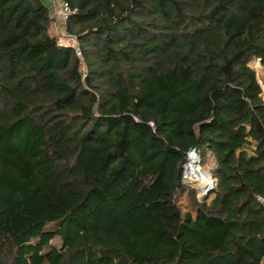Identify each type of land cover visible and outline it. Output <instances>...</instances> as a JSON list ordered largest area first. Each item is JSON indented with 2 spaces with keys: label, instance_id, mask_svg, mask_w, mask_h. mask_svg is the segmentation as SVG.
Wrapping results in <instances>:
<instances>
[{
  "label": "trees",
  "instance_id": "1",
  "mask_svg": "<svg viewBox=\"0 0 264 264\" xmlns=\"http://www.w3.org/2000/svg\"><path fill=\"white\" fill-rule=\"evenodd\" d=\"M60 1L81 59L0 0V264H264V0Z\"/></svg>",
  "mask_w": 264,
  "mask_h": 264
},
{
  "label": "rangeland",
  "instance_id": "2",
  "mask_svg": "<svg viewBox=\"0 0 264 264\" xmlns=\"http://www.w3.org/2000/svg\"><path fill=\"white\" fill-rule=\"evenodd\" d=\"M47 6L49 8V14L51 17L50 18L51 23L49 26L50 35H52L54 38L59 37V36L70 35L66 31V21H64L62 18H60V15H58L57 3L56 4L47 3ZM248 66L255 72L256 79L261 88V96H262V99L264 100V67L261 65L260 61L257 59H251ZM201 161H200V167L205 172L210 173V171L214 168V162L211 159V157L208 156L206 157L205 161L204 160H201ZM184 186H185L184 189L178 190L176 197H175V204L178 207L179 212L181 214L188 213L191 216L193 223H195L196 225H199L197 218H196V210L191 205L189 198H188V190L192 189L196 193L197 185L189 186L187 184H184ZM212 198L213 196L210 194L204 200L205 202L209 203ZM198 200H200V198H198ZM51 244L57 247L59 246V240L55 238L51 241Z\"/></svg>",
  "mask_w": 264,
  "mask_h": 264
},
{
  "label": "built area",
  "instance_id": "3",
  "mask_svg": "<svg viewBox=\"0 0 264 264\" xmlns=\"http://www.w3.org/2000/svg\"><path fill=\"white\" fill-rule=\"evenodd\" d=\"M44 1L50 4L57 3L58 15H60V18H62L64 21H67L71 13H70L69 8L64 2L60 0H44ZM55 41L58 47L73 49L76 57L78 59H81V54L79 51L78 42H77L76 37H74L73 35L59 36V37H55ZM200 161L201 159H200L198 152L192 149L186 154L185 163L183 164V167H182V183L183 185L187 184L189 186L197 185V192H196V197L198 196L197 199L202 198L203 196L205 197L209 196L212 193L214 186H215L214 178L212 177L210 173L205 172L200 167ZM190 166L194 167V170L197 174L199 172H202L204 173V175H206V178H207L206 186H203V185L199 186V182L196 181V178L198 177H196L197 175L191 173V170H189ZM257 201L264 207V196L257 197Z\"/></svg>",
  "mask_w": 264,
  "mask_h": 264
},
{
  "label": "bare ground",
  "instance_id": "4",
  "mask_svg": "<svg viewBox=\"0 0 264 264\" xmlns=\"http://www.w3.org/2000/svg\"><path fill=\"white\" fill-rule=\"evenodd\" d=\"M192 165V164H191ZM189 170H191V173L192 174H195V175H197L196 177H198V178H196V181L197 182H199V186L200 185H203V186H206L207 184H206V181H205V179H207L206 178V175H204V173H202V172H199L198 174L195 172V170H194V167L192 166H190V168H189ZM204 179V180H203ZM202 180V181H201Z\"/></svg>",
  "mask_w": 264,
  "mask_h": 264
},
{
  "label": "water",
  "instance_id": "5",
  "mask_svg": "<svg viewBox=\"0 0 264 264\" xmlns=\"http://www.w3.org/2000/svg\"><path fill=\"white\" fill-rule=\"evenodd\" d=\"M206 197L205 196H203L202 198H200V202H203V201H205L204 199H205Z\"/></svg>",
  "mask_w": 264,
  "mask_h": 264
}]
</instances>
